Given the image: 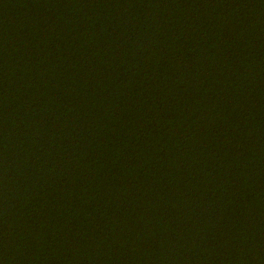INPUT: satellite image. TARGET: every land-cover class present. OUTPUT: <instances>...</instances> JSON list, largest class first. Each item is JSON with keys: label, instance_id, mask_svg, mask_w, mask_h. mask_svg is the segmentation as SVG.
Masks as SVG:
<instances>
[{"label": "trees", "instance_id": "obj_1", "mask_svg": "<svg viewBox=\"0 0 264 264\" xmlns=\"http://www.w3.org/2000/svg\"><path fill=\"white\" fill-rule=\"evenodd\" d=\"M0 264H264V0H0Z\"/></svg>", "mask_w": 264, "mask_h": 264}]
</instances>
